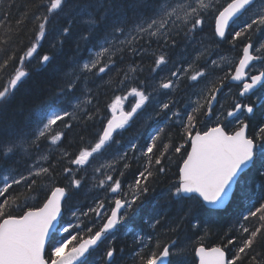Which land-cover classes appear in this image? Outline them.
Returning a JSON list of instances; mask_svg holds the SVG:
<instances>
[{"label": "snow or ice", "instance_id": "1", "mask_svg": "<svg viewBox=\"0 0 264 264\" xmlns=\"http://www.w3.org/2000/svg\"><path fill=\"white\" fill-rule=\"evenodd\" d=\"M208 17L213 28L206 44L201 34ZM49 37L53 51H43ZM221 43L239 47L238 60L211 58L209 44ZM70 45L74 50L65 58ZM153 47L152 75L140 80L135 58L142 60ZM62 59L67 71L58 66ZM34 73H47L50 96L31 108L24 102L13 107L16 91ZM105 76L114 92L124 94L103 110L94 88ZM233 87L225 117L220 96ZM261 106L264 0H0V264H90L105 242L101 264H114L113 240L122 228L136 245L134 264H173L177 241L161 232L175 233L185 221L199 232L236 202L247 207L242 221L255 219L257 226L237 221L239 235L227 240L235 247L231 259L220 247H196L199 264H264V117L254 135L246 134ZM149 107L144 123L160 121L155 130L118 139ZM200 123L206 130L196 131ZM97 124L91 142L78 151L62 147L74 127ZM166 127L182 129L191 144L178 181L161 194L181 205L180 215L172 218L157 203L144 220L151 231H136L129 219L166 174L163 161L172 148H184L164 143ZM113 145L111 159L92 177L95 188L111 195L86 209H69L65 219L63 204L86 179L80 173ZM141 158L142 170L125 190L121 167ZM59 175L70 183L55 186L51 195L39 188L43 181L55 184ZM32 193L44 195L42 206H29ZM14 204L22 215L13 214Z\"/></svg>", "mask_w": 264, "mask_h": 264}, {"label": "trees", "instance_id": "2", "mask_svg": "<svg viewBox=\"0 0 264 264\" xmlns=\"http://www.w3.org/2000/svg\"><path fill=\"white\" fill-rule=\"evenodd\" d=\"M4 6L6 7V5ZM13 11L15 13V10ZM211 22H213L212 19ZM81 27H83V25H81ZM50 40L51 37H49L48 41L44 42L43 51H53L50 48ZM74 47V45L66 46L64 50L65 58L72 54ZM219 47V44H216V46L214 45L210 48V53H217L216 55H218V53H221L222 51L219 50ZM81 54L86 55V52H82ZM135 59L136 62L140 64L142 69L141 71L146 70L148 74L151 75L152 61L149 55H144L142 60L139 57ZM126 62L127 60L125 61V63ZM125 63L121 66L127 67V63ZM58 66L61 68L62 71L68 70L65 60L63 59L58 61ZM141 71L138 72V76L140 75ZM144 78L145 76L143 74L139 77L140 80H143ZM98 83L100 84V87L99 89L94 88V91L98 92L99 104L103 110H106L107 104L111 102V100L114 98V95L124 94L122 91H113L109 76H105L103 81H99ZM49 96L50 91L48 90L47 73H34L32 77L29 78L27 82L20 86L19 89L16 91L15 97L12 101V106L15 107V105L24 102L26 107L31 108L32 106H34V102L46 100ZM231 106L232 101L227 107V110H230L229 107ZM150 111L151 107L148 108V110L136 120V122L132 125L131 128H129L123 133L122 137H118V139H122L123 142H126L128 139L132 138V136H135L138 133H144L146 131L155 130L160 121H148L147 124L144 123V119ZM101 114H103V112ZM262 117H264V106H261V108L256 112V115L251 118L249 127L247 128V134L254 135L258 131L259 121ZM142 124L144 125L142 126ZM98 127V124L96 127L90 126L87 130L84 129L83 125L74 127L71 131L68 132L67 138L64 140V144L62 145V147L69 152L78 151L80 147H83L85 144L91 142L92 136L95 134ZM236 127L237 126L235 124L230 125L228 130L233 131ZM182 131L183 130L179 127H166L167 135L164 138V143L169 144L170 148H172L173 144L175 146L183 144L184 148L181 149L180 153H176L174 151V148H172L171 152L168 154V157L163 161V164L167 169L166 174L159 176V178L156 179L155 182L151 185L152 190L150 191L149 195L144 199V203L141 206L139 215L129 219L128 226L134 228V230L136 231H139L141 229H147V225L144 223V220L147 218L148 214L152 211L153 207L157 203H159L160 205H164V211L166 213H169L172 218H178V216L180 215L181 205L171 203L166 198H163L161 194L165 193L172 184L177 182L179 165H181L182 159L185 157L186 152L188 150L189 142H185L182 136ZM81 135L84 136L83 143L80 139ZM169 137H171V139H169ZM115 147L116 146L113 145L112 149H109V151H114ZM45 151L47 152V149H45ZM106 154L107 152L104 155L100 156L102 163H106ZM58 155L59 153L57 151L54 150L52 152L53 157H57ZM142 163V158L139 160L134 159L130 162V167L128 169L124 170L121 167V170L124 171V175L119 178L123 180L124 188H126V190L128 189V186L134 182V177L138 173V171L142 170ZM100 164L101 162H99V165ZM58 171L62 173V167L59 168ZM85 175L86 179L83 182V187L80 190L76 191V194L72 197L71 200L63 204L65 219H67L70 215L69 209L76 207L86 209V207L88 205L93 204L94 200H96V198H98L99 196L100 199H106L107 196L111 195L110 193H103L101 191L96 190L94 187V183L88 180V176L94 175V170H90L88 168L86 170V173H80V176ZM69 181V179H64L62 175H59L55 184L43 181L39 185V188L43 192H46L48 195L52 187L54 188L55 186H67L70 183ZM45 183L47 184V187L44 188ZM88 187H90V190H88ZM85 190L90 191V194L87 195L84 192ZM83 192L85 194H83ZM101 195L103 196L101 197ZM44 199V195L39 193H32V197L28 200V204L31 207L42 206ZM18 203L22 205L23 197ZM12 212L14 215H22V208H18L14 204L12 207ZM246 212V205L240 202H236L228 209L227 212L222 213L217 223L208 226H202L199 232H197L196 229H194L186 221L182 224L181 228L175 233L169 232L165 235L163 232H161L160 235L162 236V238L168 239L169 241H177L175 249H177V252L179 254L172 258L173 264H196L193 249L197 245H204L205 247H212L218 245L225 250L228 255V259H231L235 252V247H233L232 245H227V240L229 238H236L239 235V225L237 224V221L240 220L242 223H249V225L253 227L257 226V222L255 221V219H253L251 222L242 221V214ZM123 230L124 229L122 228L121 231L117 232L116 238L113 240V246L116 250L114 264H134V252L136 250V245L134 244L131 235L126 236L125 231ZM147 230L151 231L150 229ZM106 247L107 242L100 245V247L97 249V252L94 253L93 257L90 258V264H101V258L104 255Z\"/></svg>", "mask_w": 264, "mask_h": 264}, {"label": "rangeland", "instance_id": "3", "mask_svg": "<svg viewBox=\"0 0 264 264\" xmlns=\"http://www.w3.org/2000/svg\"><path fill=\"white\" fill-rule=\"evenodd\" d=\"M211 17H208L206 20H205V24H204V32L201 34L203 37H205V42H206V44H208V42L211 40V36H212V28H213V22H211ZM182 42V41H181ZM216 46V44H209V47L211 48V47H213V46ZM225 45H227V47H229L228 46V44H226L225 43ZM220 47H219V50H221V46H222V44L221 45H219ZM233 50V49H232ZM154 51V47H153V49H149V51L145 54V55H149V57H150V59H151V61H152V59H153V57H152V52ZM189 53H191V54H195L194 53V51H193V48H189ZM230 53H231V51H230ZM230 53H229V51H226V52H222V53H220L221 54V56H216V57H214V59H217V61L219 62V63H223V64H226L227 62H233L234 61V58H231V56H230ZM221 57H223L224 58V60L222 61L220 58ZM153 66V65H152ZM165 72L167 71V68H165V70H164ZM144 75L145 76V78L143 79V80H145V81H147V80H149L150 79V75L148 74V72L146 71V70H143V71H141V73H140V75ZM140 75H139V77H140ZM226 90H228V89H226ZM224 91H225V89H224ZM230 94V93H229ZM129 100L130 101H132V102H134V100H133V98H129ZM227 100H229V99H227V97H226V95H222L221 97H220V101H221V104L223 105V110H224V116L226 117V110H227V107L229 106V103L228 104H226V105H224L225 103H227L228 101ZM127 102L128 101H124L123 103H124V105L126 106L127 105ZM218 107V109L220 108V105H218L217 106ZM145 114H147V113H145ZM210 126V125H209ZM204 130H206V127H205V125L202 123L201 124V126H200V131H204ZM114 151H109V152H107V154H106V161L107 160H110L111 159V155H112V153H113ZM99 162H101V157H98L95 161H93V167H89V169L90 170H94V168L95 167H97L98 165H99ZM92 177L93 176H88L87 178H88V180L89 181H92L93 182V180H92ZM94 183V182H93ZM45 187H47V184L45 183L44 184V188ZM96 190H98V191H101V192H103V193H105L103 190H100V189H98V188H95ZM88 190H90V187H88ZM87 195L88 194H90V191H84ZM83 192V194H85ZM103 195H101V197H102ZM96 199H100V196L98 197V198H96ZM174 251H177V249H175Z\"/></svg>", "mask_w": 264, "mask_h": 264}, {"label": "flooded vegetation", "instance_id": "4", "mask_svg": "<svg viewBox=\"0 0 264 264\" xmlns=\"http://www.w3.org/2000/svg\"><path fill=\"white\" fill-rule=\"evenodd\" d=\"M222 45H223V47L221 48V53L223 52V51H225V50H227V51H229V53H230V51H231V53H230V56H231V58H234V61L233 62H235V60L236 59H238V53L240 52V49H239V47H237L236 49H233L232 48V46L231 45H229L228 44V46L229 47H226V45H225V43H221ZM221 44H219V45H221ZM227 44V43H226ZM231 49H233V50H231ZM227 91V93L224 91V95H226V97H227V99H230V100H232V94L233 93H235V92H229V90H226ZM226 93V94H225ZM230 93V94H229ZM232 93V94H231Z\"/></svg>", "mask_w": 264, "mask_h": 264}, {"label": "bare ground", "instance_id": "5", "mask_svg": "<svg viewBox=\"0 0 264 264\" xmlns=\"http://www.w3.org/2000/svg\"><path fill=\"white\" fill-rule=\"evenodd\" d=\"M222 47H223V45L221 46V48H222ZM226 47H227V45H226ZM231 50H232V49H231ZM226 51H227V50H225V51H223V52H226ZM145 56H146V55H145ZM126 63H127V62H126ZM126 63H125V64H126ZM149 75H150V74H149ZM151 75H152V73H151ZM151 75H150V77H151ZM225 92L227 93L226 89H225ZM226 93H225V94H226ZM231 94H232V93H231ZM221 96H222V95H221ZM128 106H129V101L127 102V105H126L125 107H128ZM229 108H230V107H229ZM226 111H227V110H226ZM149 124H150V123H149ZM143 125H144V124H142V126H143ZM200 126H201V124H199V125L197 126L196 131H200ZM144 127H146V126H144ZM144 127H143V128H144ZM140 131H141V130H140ZM143 132H144V131H143ZM125 136H126V134H125ZM132 137H133V136H132ZM135 160H136V159H135ZM138 160H139V159H138ZM178 173H179V170H178ZM178 179H179V175H178L177 181H178ZM69 182H70V181H69ZM51 189H53V187H52ZM51 189H50V190H51ZM125 190H126V188H125ZM48 192H49V191H48ZM63 212H64V211H63ZM133 229H134V228H133ZM123 231H124V230H123ZM123 235H124V234H123ZM119 236H120V235H119ZM119 236H118V237H119ZM217 246H218V245H217ZM106 248H107V247H106ZM194 249H195V248H194ZM194 249H193V250H194ZM174 250H175V249H174Z\"/></svg>", "mask_w": 264, "mask_h": 264}, {"label": "water", "instance_id": "6", "mask_svg": "<svg viewBox=\"0 0 264 264\" xmlns=\"http://www.w3.org/2000/svg\"><path fill=\"white\" fill-rule=\"evenodd\" d=\"M246 134H247V129H246ZM191 150V144H190V142H189V145H188V150L187 151H190ZM186 154H187V152H186ZM184 158H186V155H185V157ZM182 163H183V161H182ZM181 163V164H182ZM49 195H51V193L49 194ZM199 247V246H198ZM204 247V246H203ZM214 247H217V246H214ZM211 248H213V247H211ZM211 248H206V249H211ZM223 250V249H222ZM224 251V250H223ZM194 254H195V250H194ZM195 257H196V255H195ZM225 258L227 259V256H226V253H225ZM196 259H197V264H199V258L198 257H196Z\"/></svg>", "mask_w": 264, "mask_h": 264}]
</instances>
